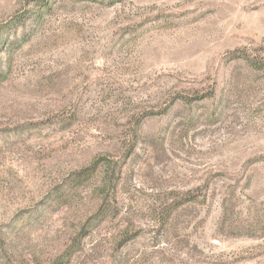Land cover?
<instances>
[{
    "label": "rangeland",
    "instance_id": "1",
    "mask_svg": "<svg viewBox=\"0 0 264 264\" xmlns=\"http://www.w3.org/2000/svg\"><path fill=\"white\" fill-rule=\"evenodd\" d=\"M37 1L0 0V264H264V0Z\"/></svg>",
    "mask_w": 264,
    "mask_h": 264
},
{
    "label": "trees",
    "instance_id": "2",
    "mask_svg": "<svg viewBox=\"0 0 264 264\" xmlns=\"http://www.w3.org/2000/svg\"><path fill=\"white\" fill-rule=\"evenodd\" d=\"M86 1H90V2H109L110 5H113V4L118 2V0H86ZM37 2L39 3L38 5L43 6V7H47V9H50L48 5L44 4V0H38ZM240 57H243V56H240ZM244 59H246L249 62L250 66L253 67L254 69L260 70V69L264 68V63H262V62H259V61L255 60V59H251L249 57H244ZM96 171H97L96 167H92L90 169L80 171V172H78L75 175V180L74 181H76V182L88 181L95 174ZM105 215H106V211H105V214H104L103 209H102L92 219V221L103 220ZM89 230H91V229H88V230H87V228L83 229V231L81 232L80 236L74 242V245H73L74 247H73L72 251H76V247H78V248L80 247L81 239L87 236ZM73 253H75V252H73ZM73 253L69 254V256H72Z\"/></svg>",
    "mask_w": 264,
    "mask_h": 264
}]
</instances>
